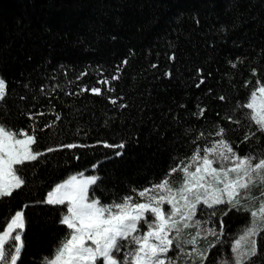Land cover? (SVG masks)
<instances>
[{
    "label": "trees",
    "instance_id": "trees-1",
    "mask_svg": "<svg viewBox=\"0 0 264 264\" xmlns=\"http://www.w3.org/2000/svg\"><path fill=\"white\" fill-rule=\"evenodd\" d=\"M0 77L6 81L0 122L13 130L36 129L40 150L90 145L26 164V186L0 200V230L29 205L18 264H41L68 231L59 222L66 208L35 201L70 176H99L90 192L109 204L159 182L192 155L201 132L207 139L216 126L226 129L241 155L264 150L260 133L259 143H241L255 125L250 129L247 110L236 108L256 79L264 83V0H0ZM245 81L252 83L245 87ZM200 108L204 115H194ZM171 179L179 182L181 173ZM247 223L246 214L232 213L224 239H234ZM213 239L201 240L200 247ZM258 244L261 256L253 264H264V240ZM221 252L230 255L228 243L209 253V264Z\"/></svg>",
    "mask_w": 264,
    "mask_h": 264
},
{
    "label": "snow or ice",
    "instance_id": "snow-or-ice-1",
    "mask_svg": "<svg viewBox=\"0 0 264 264\" xmlns=\"http://www.w3.org/2000/svg\"><path fill=\"white\" fill-rule=\"evenodd\" d=\"M237 60L243 63L240 58ZM229 64L236 67L232 61ZM252 74L256 75L255 68ZM251 83L245 81V87ZM5 89L6 81L0 77V104L6 99ZM91 91L101 92L98 87ZM236 108L247 110L244 116L250 129L255 125V131L246 132L241 143L253 138L259 143L257 133L264 135V83L260 79L251 87L246 102L238 103ZM204 112L200 108L194 115L203 116ZM225 119L241 123L233 114H227ZM197 140H205L204 146L196 144ZM38 142L36 129L13 130L0 122V200L26 186V164L41 162L46 154L60 149L90 147L62 143L40 150L36 147ZM97 143L108 148L125 147L124 143ZM192 143L196 145L192 155L171 167L159 182L133 189V195L109 204L90 192L100 181L99 176L78 173L57 183L35 204L64 206L66 211L59 222L68 231L41 264H209V253L225 243L229 244L230 255L221 252L216 264H253L254 258L261 256L258 238L264 240V150L258 155H241L226 139V129L220 126L207 139L201 132ZM121 154L116 152L117 156ZM177 172L182 174L179 182L171 179ZM165 205L169 206L167 210ZM28 207L24 205L4 221L6 226L0 230V264H18L21 260L29 224L24 209ZM232 213L246 214L248 223L234 239L226 240L227 218ZM208 237L214 239L207 247H200V241Z\"/></svg>",
    "mask_w": 264,
    "mask_h": 264
},
{
    "label": "rangeland",
    "instance_id": "rangeland-1",
    "mask_svg": "<svg viewBox=\"0 0 264 264\" xmlns=\"http://www.w3.org/2000/svg\"><path fill=\"white\" fill-rule=\"evenodd\" d=\"M84 175H85V174H84ZM181 175H182V174H181ZM85 176H90V175H85ZM65 180H66V179H65ZM63 181H64V180H63ZM61 182H62V181H61ZM61 182H59V183H61ZM141 202H143V201L141 200ZM168 207H169V206L165 205L166 210H167ZM198 218H199V217H198ZM231 218H232L233 220H236V221H239V220H240L237 214H233V215L231 216ZM201 219H203V218H201ZM189 231H192V230L190 229ZM173 255H174V253H173ZM215 264H216V263H215Z\"/></svg>",
    "mask_w": 264,
    "mask_h": 264
}]
</instances>
